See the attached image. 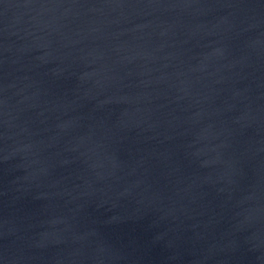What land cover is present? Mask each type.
I'll list each match as a JSON object with an SVG mask.
<instances>
[{
    "label": "water",
    "instance_id": "95a60500",
    "mask_svg": "<svg viewBox=\"0 0 264 264\" xmlns=\"http://www.w3.org/2000/svg\"><path fill=\"white\" fill-rule=\"evenodd\" d=\"M0 264H264V0H0Z\"/></svg>",
    "mask_w": 264,
    "mask_h": 264
}]
</instances>
